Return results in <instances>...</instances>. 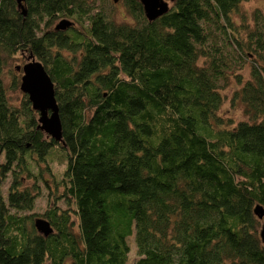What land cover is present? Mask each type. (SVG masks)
Wrapping results in <instances>:
<instances>
[{"label":"trees","instance_id":"16d2710c","mask_svg":"<svg viewBox=\"0 0 264 264\" xmlns=\"http://www.w3.org/2000/svg\"><path fill=\"white\" fill-rule=\"evenodd\" d=\"M124 1L132 22L106 0H0V264H127L131 236L134 264H264V25L236 27L243 0H169L153 21ZM29 54L54 81L61 141L27 93L13 101L23 71L5 82ZM237 59L251 71L234 120L219 81Z\"/></svg>","mask_w":264,"mask_h":264},{"label":"rangeland","instance_id":"374dc122","mask_svg":"<svg viewBox=\"0 0 264 264\" xmlns=\"http://www.w3.org/2000/svg\"><path fill=\"white\" fill-rule=\"evenodd\" d=\"M105 10L109 11L117 22L128 21L132 22V17L130 15L129 10L125 5L124 0H106L105 2ZM244 15L245 19L243 20ZM257 15V18H256ZM233 20L235 22L236 27L242 31V24L246 23L250 28H252L256 22L264 25V0H243L237 11L232 13ZM256 18V19H255ZM245 31V30H244ZM245 34V32H243ZM27 57V56H26ZM22 58L20 55H15L12 60H10L9 64L5 67V82L9 83L11 79L10 71L17 70L14 69V65L24 64L27 59ZM26 59V61L24 60ZM229 76L227 78H223L219 81L220 92L223 95V102L221 109L219 110V114L221 115H229L234 118V120L246 119L247 115L244 113V104L240 101V99L234 97V92L238 88L241 87L242 83H244L245 79H247L250 75V61H245L243 63L242 60L237 59V61H233L232 68L228 69ZM236 74H241V80L237 79ZM13 101L18 102L20 97L22 96V92L20 88H15L14 90H10ZM51 165L54 167L55 171H62L64 157L62 153L59 151L53 152L51 155ZM9 177H7L6 182L3 184V191L6 192V186ZM43 198L39 199L38 210L42 209L45 205ZM129 244L131 247L129 258L127 260V264H134V259L136 257V245L135 241H133V237L129 238ZM46 264V263H45Z\"/></svg>","mask_w":264,"mask_h":264},{"label":"water","instance_id":"95a60500","mask_svg":"<svg viewBox=\"0 0 264 264\" xmlns=\"http://www.w3.org/2000/svg\"><path fill=\"white\" fill-rule=\"evenodd\" d=\"M22 12L25 14L24 0H17ZM143 5L145 15L148 20L153 21L157 17L169 11V0H139ZM173 1V0H172ZM72 22L69 19H61L56 23L57 29H67ZM24 64L16 65V70L23 71L20 78V90L28 94L32 107L38 111V124L48 135H52L57 141L62 140V123L58 103L55 98L54 81L51 79L47 69L42 62L35 58L33 54L26 57ZM254 213L259 219L264 216V207L257 204ZM35 226L41 234L49 235L53 232L51 223L44 217L37 218ZM264 238V227L261 233Z\"/></svg>","mask_w":264,"mask_h":264}]
</instances>
